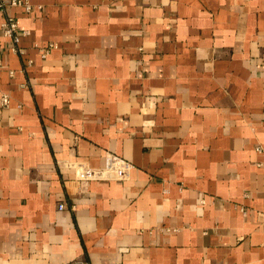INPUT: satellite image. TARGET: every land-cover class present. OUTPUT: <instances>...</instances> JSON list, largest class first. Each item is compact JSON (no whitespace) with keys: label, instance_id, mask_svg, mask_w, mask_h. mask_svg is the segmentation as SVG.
<instances>
[{"label":"crops","instance_id":"obj_1","mask_svg":"<svg viewBox=\"0 0 264 264\" xmlns=\"http://www.w3.org/2000/svg\"><path fill=\"white\" fill-rule=\"evenodd\" d=\"M23 1L0 264H264V0ZM108 155L127 180L78 179Z\"/></svg>","mask_w":264,"mask_h":264},{"label":"built area","instance_id":"obj_2","mask_svg":"<svg viewBox=\"0 0 264 264\" xmlns=\"http://www.w3.org/2000/svg\"><path fill=\"white\" fill-rule=\"evenodd\" d=\"M9 7L21 8L25 13H30L32 11V6L28 2L23 0H10L8 2L0 1V16L3 15L6 9ZM0 27L3 37L11 40L14 45H17L19 43L20 37L26 34V32L24 31L19 32L17 23L13 18H5ZM55 48L56 46L53 44L48 45L46 49L40 50L41 56H47L50 51ZM11 50L16 51L17 49L16 47H12ZM19 52L21 54L23 53L22 50H19ZM1 54L2 48L0 46V57ZM1 104L4 107L9 104V97L7 95L3 94L1 96ZM132 167L133 166L130 163L124 161L123 159L108 155L105 168L95 169L86 165L85 163H76L74 169L76 171L78 179L82 181H125L128 179ZM64 209L65 204H58V210L62 211ZM242 214L246 215V212L242 210ZM73 264L88 263L84 260L79 259L73 262Z\"/></svg>","mask_w":264,"mask_h":264}]
</instances>
